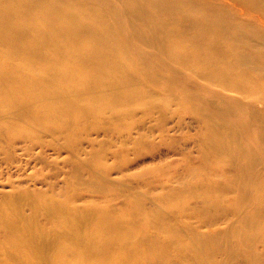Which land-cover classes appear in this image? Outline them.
Returning <instances> with one entry per match:
<instances>
[{
    "label": "bare ground",
    "instance_id": "bare-ground-1",
    "mask_svg": "<svg viewBox=\"0 0 264 264\" xmlns=\"http://www.w3.org/2000/svg\"><path fill=\"white\" fill-rule=\"evenodd\" d=\"M0 199V264H264V0H0Z\"/></svg>",
    "mask_w": 264,
    "mask_h": 264
},
{
    "label": "rangeland",
    "instance_id": "rangeland-1",
    "mask_svg": "<svg viewBox=\"0 0 264 264\" xmlns=\"http://www.w3.org/2000/svg\"><path fill=\"white\" fill-rule=\"evenodd\" d=\"M261 107H263V103H260L259 104ZM113 159H111V161H112ZM115 176H116V174H114ZM15 197L14 196H11V197H7L6 198V200H11V199H14ZM2 199H0V201H1ZM95 201H97V202H100V203H102V202H105L106 200L104 199V198H97ZM3 246H0V249L2 248ZM9 264H22L20 261H16V260H10L9 261Z\"/></svg>",
    "mask_w": 264,
    "mask_h": 264
}]
</instances>
